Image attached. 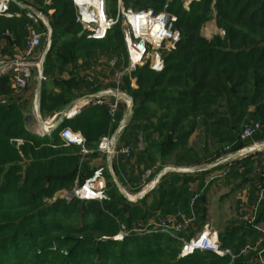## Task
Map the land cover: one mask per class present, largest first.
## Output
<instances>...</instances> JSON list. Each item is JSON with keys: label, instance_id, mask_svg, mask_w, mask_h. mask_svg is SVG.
Segmentation results:
<instances>
[{"label": "trees", "instance_id": "16d2710c", "mask_svg": "<svg viewBox=\"0 0 264 264\" xmlns=\"http://www.w3.org/2000/svg\"><path fill=\"white\" fill-rule=\"evenodd\" d=\"M50 1L36 0L53 29L40 88L43 116L64 111L77 98L98 91L92 82L61 78L69 63L95 55L98 50L127 57L120 24L103 40L89 39L81 34L83 29L76 22L71 0ZM107 1L114 14L117 0ZM125 2L135 8L161 10L167 0ZM12 9L21 10L16 4ZM50 9H54L52 14H48ZM168 9L178 15L181 38L165 53L163 70L138 67L133 73L137 88L130 85L128 76L125 78L134 106L121 141L137 147L124 159L125 165L136 156L139 178L150 166L156 167L154 176L170 164L200 166L204 157L191 144V138L204 126L218 147L213 166L193 172L168 171L138 201L130 200L105 172L107 199L67 200L57 194L71 190L93 173L96 166L91 160L99 153L98 144L115 129L108 107L91 104L74 118H65L50 134L40 136L26 125L28 111L20 100L22 96L13 93L11 76L4 74L0 76V264H249L257 256L254 251L241 254L260 236L245 221H230L220 232L222 246L233 250L234 260L208 250L181 256L179 238L152 228L178 210L190 214L192 206L199 213L201 228L208 215L204 179L226 164L236 162L228 178H242V183L252 180L253 192L259 183L264 184V167L257 169L263 164V152L223 161L227 145L236 151L249 143L239 138L252 121L262 124L256 137L264 138V0H198L192 1L189 9L184 7V0H171ZM212 18L224 29V37L216 35L208 40L201 34ZM27 24L24 15L0 16V46L10 33V48L22 49ZM2 48V55L12 51ZM67 126L82 132L86 146L93 149L91 154L84 157L80 146L65 145L60 131ZM16 138L24 143L18 146ZM140 142L143 148H139ZM113 168L125 186L115 162ZM196 181L200 184L194 190ZM140 190L138 187L130 192ZM263 216L264 201L258 221ZM138 223L146 224L149 230L130 231ZM121 224L130 232L121 240L115 239ZM179 236L191 237L186 232H178Z\"/></svg>", "mask_w": 264, "mask_h": 264}, {"label": "built area", "instance_id": "2783aa9c", "mask_svg": "<svg viewBox=\"0 0 264 264\" xmlns=\"http://www.w3.org/2000/svg\"><path fill=\"white\" fill-rule=\"evenodd\" d=\"M75 7L76 22L82 26V31L89 39L103 40L107 38L111 30L117 25H121L124 42L127 49V65L118 64V59L113 57L108 63L112 73V84L109 88L100 92V95L108 98H99L97 96H84L74 101L73 105L64 111L56 112L52 116L43 118L40 113L39 96L34 95V109L32 110L37 119L35 127L36 134L44 136L47 130L62 122L63 119H71L82 112L89 105L105 104L108 107L111 117V124L115 127L114 131L104 136L98 144L97 150L107 156H114L118 153L125 155L127 159L131 153L137 150L133 144H124L121 141V134L125 127L129 124V107L132 97L125 90V78L128 76L133 87L137 86L136 77L133 73L138 67L148 65L152 70L162 71L165 66V53L176 47L177 42L181 38V32L177 28L178 15L168 9L167 0L164 8L155 10L152 7L135 8L128 5L125 0H117L115 12L112 14L109 10L107 0H71ZM192 0H184V7L189 9ZM34 0H0V16L6 18L21 17L24 15L28 19L27 24V44L18 55L10 58L0 56V75L9 73L11 76L14 94L23 96L30 88L33 73L38 72L41 75L43 70L44 54L40 53V47L46 43L47 49L52 45L53 29L50 24L48 15L43 8L37 5ZM50 0H45L46 4H50ZM16 4L22 10H13L12 6ZM54 9H50L48 14H52ZM225 33L224 30H221ZM43 79V76H41ZM40 77V78H41ZM98 97L97 99H95ZM5 101V99H2ZM123 108H125L123 110ZM121 112V117L118 114ZM262 125L259 122L247 125L240 134V141L247 142L254 135L259 133ZM60 137L65 145H77L81 147L83 155L90 154L93 149L86 146V138L81 131L74 130L67 126L60 131ZM18 146L24 143L22 138L15 139ZM142 144V143H141ZM140 147V143H139ZM263 147L260 144L245 145L244 147L234 151L232 145L226 146L227 157L225 159L238 158L245 156L250 152L260 150ZM194 166L170 167L165 168L156 176L155 166L146 168L142 174L143 186L137 194H143L147 189L155 188L160 177L168 171L193 172ZM106 168L98 165L93 173L85 179L81 184L76 183L71 190H63L61 197L72 200L77 198L80 200H99L108 198L107 195V179L105 175ZM211 176L210 179H214ZM124 187V186H123ZM125 189V188H124ZM126 190V189H125ZM127 192V191H126ZM255 201L248 208L245 203L240 206V213L244 216L245 221L252 225L259 232L258 244L255 248L257 256L251 264H264V219L258 221L259 210L264 201V184L257 185ZM128 198L130 196L127 192ZM198 197L196 195L193 201ZM196 216L194 213L186 215L179 210L176 214L167 217L164 220L155 223L152 229H161L169 233L173 237H177L182 241L181 256L192 254L196 250H208L218 254L219 256L229 255L231 259L236 258V254L231 248L223 247L220 240V232L210 223L205 222L199 229L195 223ZM149 230L146 224L139 223L132 230L134 232L145 233ZM124 224H121L120 232L114 236L115 239H123L129 232ZM178 232H186L190 234V238L178 237ZM254 245L247 244L241 252H246Z\"/></svg>", "mask_w": 264, "mask_h": 264}, {"label": "rangeland", "instance_id": "374dc122", "mask_svg": "<svg viewBox=\"0 0 264 264\" xmlns=\"http://www.w3.org/2000/svg\"><path fill=\"white\" fill-rule=\"evenodd\" d=\"M192 1H198V0H192ZM221 30H224V29L217 25L216 18H212L211 20H209L205 23V25L203 26V28L201 30V34L206 39L211 40L216 35L224 37L225 33H222ZM208 34H211V35L209 36ZM10 36H11V34L8 33V35H6V39H5V41L7 42L8 45H9L8 39L10 38ZM26 44H27V41L25 40V44H24L23 48H25ZM47 48L48 47L46 46V43L44 42V44L40 47V53L45 54ZM14 56H16V55L13 54L12 57H14ZM108 57H109V59H111L113 57L117 58L119 60L118 64L121 66H126L128 63V61L124 55H121L119 53L112 54L109 52H102L101 50H98V52H96L95 55L87 56L86 58L80 57L77 59V61L69 63L65 67L64 72L62 74H60V76H61V78H65V79L78 78L80 80H85L88 83H91V82L93 83V81H94L93 75L98 76V75H100V73L102 75L104 70H109L108 67H110V66L107 64V62H105V60ZM44 61H45V59H44ZM44 61H43V65H44ZM43 70H44V66H43ZM43 70H42L41 75L38 74L37 71L35 73H33L34 75H33L32 83H31L33 88H36V86H38V81H39L40 77L44 76ZM129 80H130V78H129ZM124 82L126 83V79ZM130 85H131V83H130ZM137 86L136 87L132 86V87L137 88ZM125 90L129 94L126 87H125ZM250 124H248V125H250ZM141 143L142 142H140L139 148H143V143L142 144ZM191 144L198 151H200V153L204 157L201 161L200 166H196L195 169L213 166L212 162H214L216 160L215 158H216L218 147H217V144L206 133L204 126H200L197 129V131L194 133V135L191 138ZM91 153L92 152H90V154ZM251 154H256V152L253 151V152L248 153L245 156H241L238 158H244V157H247ZM263 154H264V152H263ZM85 156L86 155H84V157ZM262 160H264V156L262 157ZM122 163L123 162H121V164ZM92 164H94V166H95V163H92ZM235 164H236V162H233L232 165L226 164L223 167H221L220 169L214 171L212 174H209L206 176V180L210 181V185L208 186V188L206 190L207 191V196H206L207 197L206 198L207 208L206 209L208 210L207 211V214H208L207 215V221L210 222L219 232L223 231L224 228L227 226V224H229L230 221H235V222L237 221V223L239 221H244L241 218V215L239 212V208H240L239 197L242 196L243 190H245L246 188L253 187L252 186V180L249 182H246V183H242V180H243L242 178H239V179L238 178L233 179V177L228 178V175L231 174L233 165H235ZM98 165L105 166V168H106L105 172H109L111 174V170H112L115 173V170H114L113 165H112V160H107V158H105L101 162H99ZM98 165H96V166H98ZM170 166H171V164L168 165V167H170ZM262 167H264V161H263L262 165L257 167L258 171H261ZM213 175H215V178L210 179V177ZM249 177L253 178L252 175H250ZM194 188H196V184L194 185ZM125 191H127V190H125ZM61 193H62V191L57 195L61 196ZM129 193H130V196H134L137 194V193H131V192H129ZM245 222H246V224H248L247 221H245ZM197 224H200V222ZM257 244H258V242H256L254 244V248H251V249L249 248L248 251L241 252V254H248L250 251L256 252L255 250L257 248H255V247ZM257 246H259V245H257ZM251 263H252V261H250L249 264H251Z\"/></svg>", "mask_w": 264, "mask_h": 264}, {"label": "crops", "instance_id": "0c3cea01", "mask_svg": "<svg viewBox=\"0 0 264 264\" xmlns=\"http://www.w3.org/2000/svg\"><path fill=\"white\" fill-rule=\"evenodd\" d=\"M34 1H36V0H34ZM35 4H36V2H35ZM209 36L211 35V34H208ZM12 37V36H11ZM13 38V37H12ZM2 47H6L7 49H12V48H10L11 46H9V45H7V42L5 41V42H2V46H0V56H3L4 58H10V57H12V55L13 54H15V55H18L19 54V52L21 51V50H23V49H20L19 47H16L14 50L12 49V51H11V53L13 52V54L11 55V53L10 52H7L6 54H4V55H2L3 54V48ZM40 51V50H39ZM107 60V61H106ZM105 60V62H107V64L109 65V63H108V61H109V57L107 58ZM108 69L111 71V69H110V67H108ZM109 70H104V72H103V74L101 75V73H100V75H98V76H94L93 75V79H94V81H93V83H94V85L98 88V91L95 93L96 95L95 96H97V94L99 95L98 97L100 98H108V97H106V96H103V95H100V92L101 91H104V90H106L107 88H109L110 86H111V84H112V73L109 71ZM35 94H38V96H39V100H40V90L38 89V86H36V88H33L32 87V85L30 86V88L24 93V95L20 98V100L22 101V102H24V104H25V112H27V111H32L33 109H34V107H33V104H34V102H33V100H34V95ZM98 97H96L95 99H97ZM79 98H81V97H79ZM78 99V98H77ZM76 99V100H77ZM75 101V100H74ZM74 101L66 108V109H69L72 105H73V103H74ZM91 104H93V102H91L89 105H91ZM89 105H87V106H89ZM86 106V107H87ZM40 107V106H39ZM85 107V108H86ZM40 109V108H39ZM125 108H123V110H124ZM40 113H41V111H40ZM54 113H56V112H54ZM53 113V114H54ZM53 114H50V115H47V116H43L42 115V113H41V115H42V117L43 118H46V117H49V116H52ZM120 114H121V112H120ZM258 134V133H257ZM247 142H249L247 145H252V144H254V143H256V144H260V146H262L263 148L262 149H258V150H256L255 152L256 153H259V152H264V138H261V139H258L257 137H256V135H254V137L251 139V140H249V141H247ZM227 156V155H226ZM264 156V154H262V157ZM105 158H107V160H112V165H113V162H115L116 163V166H117V169H118V172L120 173V175H122V177L124 178V180H125V188H126V190L127 191H134L136 188H138V187H142L143 186V180H142V177L141 178H139L140 177V170H139V168H140V165L138 164L139 162H138V160H137V157L136 156H134V158H132L131 160V163L129 164V165H125V161H124V159H125V155L124 154H122V153H118V154H116V155H114V156H107L106 154H104V153H101V152H99L98 153V155H96L92 160H91V165L92 166H94V164H92V163H95V166L96 165H98L99 164V162H101L103 159H105ZM231 158V157H230ZM226 161V160H225ZM121 162H123L122 164H121ZM94 166V167H95ZM142 167V166H141ZM194 167H196V166H194ZM132 172V173H131ZM230 175V174H229ZM213 176H215V175H213ZM135 178H138L139 180L137 181V182H134V181H136V179ZM204 182H205V187H203V191L204 192H206V190H207V188H208V186L210 185V181H207L206 180V177H205V179H204ZM196 184V188H194V185ZM199 184H200V182H198V181H196V182H194L193 184H192V188L194 189V190H197L198 189V187H199ZM253 187H250V188H246L245 190H243V194H242V196H240L239 197V199H240V204H239V206H241V204H243V203H245L246 205H248V208H250L251 207V205L253 204V202H254V199H255V195H256V192H253V189H252ZM253 193V194H252ZM196 195H198V194H196ZM195 195V196H196ZM252 195H253V198H252ZM194 199V198H193ZM193 199H192V203H191V205H193L194 203H195V200L193 201ZM240 209V208H239ZM179 211V210H178ZM177 211V212H178ZM182 211V210H181ZM176 212V213H177ZM184 212V211H183ZM240 212V211H239ZM185 213V212H184ZM191 213H194L195 214V216H196V220H195V223H196V226L200 229V227H199V225L197 224L198 223V217H199V213L197 212V211H195L194 210V207L192 206V208H191V212H190V214H186V215H191ZM240 215H241V218L245 221V218H244V216L240 213ZM263 219H264V216H263ZM207 221V220H206ZM205 221V222H206ZM204 225V224H203Z\"/></svg>", "mask_w": 264, "mask_h": 264}, {"label": "water", "instance_id": "95a60500", "mask_svg": "<svg viewBox=\"0 0 264 264\" xmlns=\"http://www.w3.org/2000/svg\"><path fill=\"white\" fill-rule=\"evenodd\" d=\"M81 34H83V31L81 32ZM49 49L46 50L45 54H44V59L48 53ZM1 76V75H0ZM41 83H42V77L39 79L38 81V89L40 90L41 88ZM96 94H91V96H95ZM133 106H134V102L132 100L131 102V105L129 107V115L132 114L133 112ZM64 120V119H63ZM62 120V121H63ZM25 122H26V125L29 127V129L32 131V132H35V127L37 125V119H36V116L35 114L33 113V111H28L25 115ZM60 123H57L56 125H54L53 127H51L50 129L47 130V133H51L53 132L58 126H59ZM224 161V160H223ZM111 175H112V178H113V181L114 183L117 185V187L123 192L125 193L127 196V192L124 190V187L122 185V183L120 182L119 178L116 176V174L111 170ZM150 190L147 189L143 192V194H136L133 198H130V200L132 201H138L140 198H142L144 195H146Z\"/></svg>", "mask_w": 264, "mask_h": 264}]
</instances>
